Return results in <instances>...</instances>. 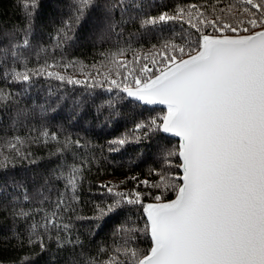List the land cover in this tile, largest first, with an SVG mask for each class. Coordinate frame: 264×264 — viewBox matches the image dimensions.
<instances>
[{"label":"trees","instance_id":"1","mask_svg":"<svg viewBox=\"0 0 264 264\" xmlns=\"http://www.w3.org/2000/svg\"><path fill=\"white\" fill-rule=\"evenodd\" d=\"M263 27L264 0H0V264H139L182 161L128 90Z\"/></svg>","mask_w":264,"mask_h":264},{"label":"water","instance_id":"2","mask_svg":"<svg viewBox=\"0 0 264 264\" xmlns=\"http://www.w3.org/2000/svg\"><path fill=\"white\" fill-rule=\"evenodd\" d=\"M129 96L167 109L182 185L148 206L139 264H264V28L210 36Z\"/></svg>","mask_w":264,"mask_h":264},{"label":"rangeland","instance_id":"3","mask_svg":"<svg viewBox=\"0 0 264 264\" xmlns=\"http://www.w3.org/2000/svg\"><path fill=\"white\" fill-rule=\"evenodd\" d=\"M263 28H264V27H263ZM260 29H261V28H260ZM256 30H258V29H256ZM256 30H254V31H252V32H250V33L240 34V35H207L206 37H204V39H203V41H202V44H203L204 40H205L206 38L210 37V36H243V35L251 34V33L255 32ZM202 44H201V47H202ZM201 47H200V49H201ZM200 49H199L198 51H196L195 53H193V54L187 56V57H191V56H193V55H196V54L200 51ZM187 57H185V58H183V59H186ZM183 59H181V60H179V61L173 63L172 65H170L168 68L164 69L163 71H166L167 69H169L170 67H172V66L175 65L176 63L182 61ZM163 71H162V72H163ZM162 72H160L159 74H161ZM159 74H158V75H159ZM158 75H157V76H158ZM155 77H156V76H155ZM155 77H153L152 79H154ZM152 79H150L149 81H151ZM149 81H148V82H149ZM146 83H147V82H146ZM146 83H144V84H146ZM142 85H143V84H142ZM139 86H141V85H139ZM135 87H136V86H135ZM132 88H133V87H132ZM163 202H165V201H163Z\"/></svg>","mask_w":264,"mask_h":264}]
</instances>
